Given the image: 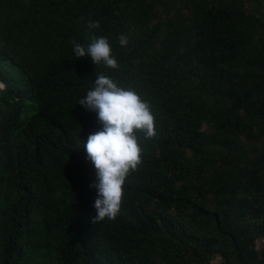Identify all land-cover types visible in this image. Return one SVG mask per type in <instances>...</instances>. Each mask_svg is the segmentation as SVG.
Wrapping results in <instances>:
<instances>
[{"label": "trees", "instance_id": "16d2710c", "mask_svg": "<svg viewBox=\"0 0 264 264\" xmlns=\"http://www.w3.org/2000/svg\"><path fill=\"white\" fill-rule=\"evenodd\" d=\"M81 17L117 70L75 57ZM99 72L157 136L93 224L99 124L78 101ZM0 82V264H264V0H0Z\"/></svg>", "mask_w": 264, "mask_h": 264}, {"label": "clouds", "instance_id": "9594fccd", "mask_svg": "<svg viewBox=\"0 0 264 264\" xmlns=\"http://www.w3.org/2000/svg\"><path fill=\"white\" fill-rule=\"evenodd\" d=\"M89 32L88 42L71 39L76 58L90 56L97 66L111 70L119 68V60L113 52L112 44L105 35H96L101 29L99 21L80 18ZM120 47L126 48L129 37L119 34ZM95 82L87 90L86 97L78 103L97 116L99 127L91 132L83 148L94 166L96 178L89 185L95 189L93 207L96 215L92 223H100L107 218L116 220L125 198V184L128 177L144 163L141 134L144 141L157 136V117L152 105L133 87L123 86L112 76L99 72ZM6 85L0 82V91Z\"/></svg>", "mask_w": 264, "mask_h": 264}, {"label": "crops", "instance_id": "0c3cea01", "mask_svg": "<svg viewBox=\"0 0 264 264\" xmlns=\"http://www.w3.org/2000/svg\"><path fill=\"white\" fill-rule=\"evenodd\" d=\"M264 244V243H263Z\"/></svg>", "mask_w": 264, "mask_h": 264}]
</instances>
